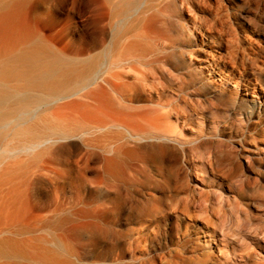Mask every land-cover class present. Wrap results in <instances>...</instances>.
I'll list each match as a JSON object with an SVG mask.
<instances>
[{
	"label": "rangeland",
	"instance_id": "rangeland-1",
	"mask_svg": "<svg viewBox=\"0 0 264 264\" xmlns=\"http://www.w3.org/2000/svg\"><path fill=\"white\" fill-rule=\"evenodd\" d=\"M161 6L157 38L134 31L98 70L120 75L121 104L147 111L137 124L176 144L64 122L67 137L2 159L0 264H264V0ZM180 15L194 41L175 33ZM23 21L68 57L107 50L118 24L102 0H27ZM131 39L140 47L126 54Z\"/></svg>",
	"mask_w": 264,
	"mask_h": 264
},
{
	"label": "bare ground",
	"instance_id": "bare-ground-1",
	"mask_svg": "<svg viewBox=\"0 0 264 264\" xmlns=\"http://www.w3.org/2000/svg\"><path fill=\"white\" fill-rule=\"evenodd\" d=\"M26 1L0 0V148L4 147L0 151V163L10 155L38 149L67 137L71 129L63 125L64 122L76 123L89 133L100 134L105 130L109 133L114 127L130 131L136 140L159 145L176 142L173 137L166 136L165 130L147 125L152 123L146 122V126L137 124L136 119L144 118L147 111L121 104V98L117 96V90L121 88L120 75L116 72L104 74L98 70L101 56L113 51L122 39L129 38L134 31H138L142 38L152 35L157 38L161 30L159 17L165 11L161 6L163 0H102L109 6L110 22L118 20V24L111 32L110 47L87 57H68L57 52L31 31L23 21ZM141 3L142 9L136 22L131 21L134 8ZM150 10L152 13L148 15ZM179 18V26H175L178 38L193 40L192 32L195 31L183 15ZM243 23L255 32L262 31L252 19H245ZM139 47L134 39L128 40L125 53H133ZM120 61L117 60L115 65ZM193 73L194 70L189 74L191 78L195 77ZM207 86L213 88L210 84ZM205 89L206 84H203L200 90ZM160 92L156 93L158 110H162ZM73 97H76L75 100L61 105L49 115L32 113L38 107L48 109L59 101ZM211 97L224 103L228 101L218 92H212ZM251 103L250 114L258 113L259 101ZM68 109L71 110L70 116L66 111ZM154 128L156 131L152 132ZM10 144L13 145L10 147ZM201 171L205 172V169ZM6 218L10 219V212Z\"/></svg>",
	"mask_w": 264,
	"mask_h": 264
}]
</instances>
